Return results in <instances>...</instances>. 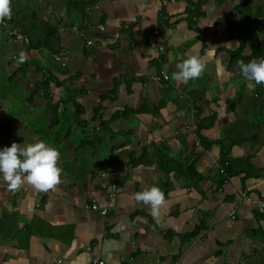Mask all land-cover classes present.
<instances>
[{
	"label": "crops",
	"instance_id": "1",
	"mask_svg": "<svg viewBox=\"0 0 264 264\" xmlns=\"http://www.w3.org/2000/svg\"><path fill=\"white\" fill-rule=\"evenodd\" d=\"M84 1L11 0L0 28V149L43 139L63 170L48 192L0 175V264H264V83L238 67L264 58V0ZM8 27L55 30L64 59ZM189 54L203 76L173 81ZM221 149L239 171L216 186ZM152 185L159 221L132 198Z\"/></svg>",
	"mask_w": 264,
	"mask_h": 264
},
{
	"label": "clouds",
	"instance_id": "2",
	"mask_svg": "<svg viewBox=\"0 0 264 264\" xmlns=\"http://www.w3.org/2000/svg\"><path fill=\"white\" fill-rule=\"evenodd\" d=\"M11 17V0H0V23ZM178 59L180 62L176 64V71L171 74L173 81L187 84L203 76L206 68L204 58L189 54L186 58ZM238 67L246 80L254 81L257 85L264 83V58L252 59L247 63L240 60ZM60 156V151L43 139H36L23 147L13 142L11 146L0 149V175L9 191H18L25 183L38 192L56 191L62 183ZM132 198L148 206L150 215L157 221L162 217L161 210L166 201L164 192L158 186L145 187L135 192Z\"/></svg>",
	"mask_w": 264,
	"mask_h": 264
},
{
	"label": "trees",
	"instance_id": "3",
	"mask_svg": "<svg viewBox=\"0 0 264 264\" xmlns=\"http://www.w3.org/2000/svg\"><path fill=\"white\" fill-rule=\"evenodd\" d=\"M92 1L93 0H86V2L84 1V4L91 5ZM84 4H83V6H84ZM83 6H82V9H83ZM82 12L85 14L84 9L82 10ZM196 14L198 15V13H196ZM188 16L190 18H192L194 16L193 10H188ZM23 33H25L28 36L27 37L28 38V46H36L39 44L41 46H45L46 45L45 40H46L47 36L49 35L48 38L50 40V44L48 45V47H45V48H47L50 53H55V52H57L58 49L64 50L63 48L59 47V44L57 42L58 36L56 35L55 30L48 31V33H46L47 35H45L43 37H41L42 36L41 34L36 35L37 37L35 35L32 36V35H30L29 30H25V31H23ZM46 79L47 78L45 77L42 81H40L38 87L44 88L46 86L45 85ZM193 162L194 161L192 160L188 165L185 166V168L187 170L190 169L193 166ZM238 171L239 170H237V169H233V167L231 166L230 161L226 157V154L224 153V151H222V149L219 150V156L217 157V163H216V172H217L216 186H220L221 184H223L228 179V177L238 173Z\"/></svg>",
	"mask_w": 264,
	"mask_h": 264
},
{
	"label": "built area",
	"instance_id": "4",
	"mask_svg": "<svg viewBox=\"0 0 264 264\" xmlns=\"http://www.w3.org/2000/svg\"><path fill=\"white\" fill-rule=\"evenodd\" d=\"M1 27H5L3 25V23H0V28ZM4 32L9 38L20 40V41L24 42L26 45H28L27 37L23 33H21L20 31H15L14 29H11V28L8 27V28L4 29ZM86 43H90V41H86ZM52 57H53V59L55 61L63 60L64 57H65L64 50L61 49L60 51H57V52L53 53ZM151 79L152 80H159V79L166 80L167 79V75L164 72L161 71L158 75L152 76ZM109 188H110L109 189L110 191L108 193V196H112L113 195L114 186L111 185ZM261 205L264 206V202ZM83 207L86 208V209H89V210L98 211L102 215L105 214L106 211H107L106 207L99 208L94 201H90L88 203H84ZM58 261L59 260H56V262H58ZM85 264H104V262L101 259L97 258V257H93V258L89 259V261L87 263H85Z\"/></svg>",
	"mask_w": 264,
	"mask_h": 264
},
{
	"label": "rangeland",
	"instance_id": "5",
	"mask_svg": "<svg viewBox=\"0 0 264 264\" xmlns=\"http://www.w3.org/2000/svg\"><path fill=\"white\" fill-rule=\"evenodd\" d=\"M39 12V11H38ZM40 13V12H39ZM61 49H58L57 51H60ZM0 86H1V83H0Z\"/></svg>",
	"mask_w": 264,
	"mask_h": 264
}]
</instances>
